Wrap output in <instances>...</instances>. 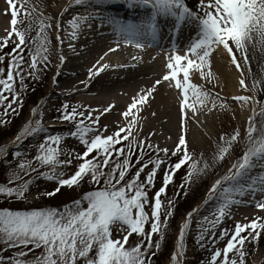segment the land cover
Returning a JSON list of instances; mask_svg holds the SVG:
<instances>
[{"label":"snow or ice","instance_id":"obj_1","mask_svg":"<svg viewBox=\"0 0 264 264\" xmlns=\"http://www.w3.org/2000/svg\"><path fill=\"white\" fill-rule=\"evenodd\" d=\"M7 3L5 14L11 16V27L5 37L0 38V52H3L0 54V64L7 60V69L0 67V106H3L5 116L9 111H18V107L14 105L23 106L21 96L27 87L25 77L39 81L42 72L39 65L47 67V53L52 42L47 30L52 29L59 45L64 44L61 33L67 31L62 28L61 20H56L54 25L41 20L36 38L30 41L27 37L31 23L28 28L21 30L18 19L21 14L31 19V13L27 10L19 12L16 0H7ZM118 4L132 11H148L135 20L104 15L101 11ZM81 7L86 11L78 12ZM70 10L74 14L67 20L71 29L68 40H78L85 30L94 31V22L99 23L100 29L110 27L118 37L116 46H110L97 64L109 53L117 52L121 42L142 50L145 47L142 42L144 37L155 40L165 29L169 35L179 36L182 26L195 25L196 38L188 44L183 55L179 54L173 44L167 57L166 71L150 86L132 96L131 103L120 112L124 126L116 124L115 130L110 131L108 125L100 123L102 117L115 110L114 104H108L102 111L82 105L70 106L68 103L60 106L57 119L74 125L70 137L77 139L83 146L82 154L76 153L74 149L64 153L60 145L65 138L59 134H47L49 129L40 119L28 122L24 131L15 137L14 143L18 147L29 137L45 133L34 159L39 165L49 167L51 174L38 173L31 160L21 159L19 172H14L13 179L8 183L12 184L13 180L23 183L18 186H0V194L4 198L10 202L13 197L18 201L26 198L30 181H24V176L29 175V172L56 182L54 188L40 193L47 197L60 194L64 187H79L82 182L96 187L84 193L82 199L71 201L62 209L0 208V242L4 245L0 248V264H153V258L161 248L160 241L165 238L161 216L165 217L163 225L166 226L168 218L173 216L172 209L176 206V201L168 199L165 207L162 197L166 196L169 186L174 183L176 174L192 159L185 127L197 113H211L217 107L212 93L193 83V76L198 75L208 82L218 81L219 76L213 71V57H227L229 63L241 73L240 87L253 93L233 99L242 106L260 103L255 93L262 90L264 78L253 77L252 87L249 88L243 73L247 68L252 76L250 50L253 54L258 52L264 57V0H194L192 5L188 0H70L60 14L61 18ZM10 45L11 50L4 51ZM69 47L76 52L73 44L70 43ZM26 50L30 62L26 60ZM65 59L63 55L59 56L61 65ZM103 67L106 68L107 65ZM102 70L103 68L96 71L89 69V80L98 76ZM56 75L59 76V71ZM54 82H57L56 78ZM17 83L19 89L16 87ZM165 84L169 89L178 91L182 129L175 148L170 153L169 149L153 147L146 140L138 143L134 132L140 123V113L151 108L156 94ZM190 98H193L192 104H189ZM197 102L201 107H196ZM209 103L211 107H208ZM219 107L224 109L226 105L220 104ZM96 112L99 114L94 115ZM31 115L35 117L40 113L34 108ZM151 115L155 116L156 113L152 112ZM257 116L260 117L259 121ZM3 123L6 121L0 118V124ZM240 139L239 130L227 138L221 136L223 146L214 156L213 164L216 160L224 161L233 144ZM244 149L227 173L215 180L204 201L205 204L215 201L211 218L204 216L203 221L197 225V245L202 249L206 248V238L210 237L213 246L207 264H246L248 251L245 245H257L264 232V217H257L247 223L237 221L232 229L220 228L217 234V229L225 218L231 217L232 206L242 203L236 197L251 193L255 198L257 192L264 194V174L252 175L256 169L264 173V104H260L259 111L253 107V115L247 122ZM23 155L19 150L14 153L17 158ZM61 155H67L69 159L61 161ZM73 158L80 162L73 174L63 178L64 173L57 172L56 166L71 165ZM171 158H175V162L169 163ZM162 167V186L155 190L150 199L149 192L156 188V179ZM209 167L208 163L204 164L203 169L191 165L179 187L186 188L193 182L194 176L198 178ZM149 205L151 216L146 211ZM255 208L264 211V199L256 201ZM198 213V208L187 213V220L180 228L179 239L170 255L169 264H185L186 230L193 215ZM149 222L150 231H146ZM134 234L138 237V242L132 246L129 245V239ZM154 234L159 235V240L155 243ZM217 240L223 242L222 248L216 247ZM15 249L21 250L14 255H3L4 252ZM37 249L42 250L39 255L30 260L25 259Z\"/></svg>","mask_w":264,"mask_h":264},{"label":"bare ground","instance_id":"obj_2","mask_svg":"<svg viewBox=\"0 0 264 264\" xmlns=\"http://www.w3.org/2000/svg\"><path fill=\"white\" fill-rule=\"evenodd\" d=\"M69 2L70 0H16L19 12L23 13L27 10L31 13V19L26 18L23 14L20 15L18 27L21 30L28 28L32 21L39 25L41 20L53 25L56 20H61L62 28L67 29V31L61 33V38L64 40L63 45L56 43L52 29L47 30L53 33V42L49 45L48 67L41 68L40 86L41 84L44 85L46 90L44 97L47 98L43 101L44 104L41 105V123L44 122L43 125L47 128H54L51 125L60 126L49 122L53 102L56 99H60L63 101L62 103H68L70 106L82 105L85 108H95L100 111L108 104H114L116 106L115 110L110 114H106L100 121L102 125H108L110 131H114V125L124 126L120 112L125 110L127 105L131 103L132 96L136 95L142 88L150 86L155 79L166 71L167 57L172 51L169 42L166 44V41H169L165 33L167 29L158 35L154 42L155 45L152 44L148 48L147 41L142 40L145 47L141 50L134 45L121 42L117 52L109 53L104 60L97 64V61L100 60L104 52L108 51L110 46H116L115 41L118 37L112 33L110 27L106 26L100 29L99 23L94 22V31L85 30L78 40H68L67 36L70 34L71 29L67 25V20L74 13L70 10L63 18L60 14ZM188 2L190 5L194 4V0H188ZM110 7L103 9L104 12L102 13L133 20L138 19L141 15H146L148 11L141 12L139 9L132 11L122 4ZM6 9H8L7 0H0V38L5 37L6 32L11 27V16L5 14ZM93 10L88 9V11ZM77 11L83 13L86 10L81 7ZM49 17L52 19L49 20ZM20 21H23V23H20ZM195 38V25L182 26L181 34L176 43L179 54H185L188 44ZM70 43L76 47V52H73L69 47ZM153 47L154 49H152ZM9 48H11V45ZM60 55L66 58L62 65L59 60ZM134 57L137 59H133ZM263 58L258 52L255 54L249 52L251 69L260 68V65L263 64ZM104 65H107V67H103ZM99 68H103L99 75L89 80V69L96 71ZM57 71H59L58 77L56 75ZM213 71L219 76L218 81L208 82L198 75L192 78L193 83L199 84L206 91L211 92L217 102V107L211 113L206 111L197 113L185 127L192 158L195 157V154L205 158L209 156L214 149L213 144L220 142L218 136L231 132V128L242 130L244 128L242 121L246 115H250L249 107L253 106L251 103L242 106L240 102L233 99L237 96H248L249 91L240 87L241 73L229 63L227 57L214 56ZM245 71H247V68H245ZM245 71L243 78L248 81L250 75L248 71ZM54 78L57 82H54ZM178 99L177 90L169 89L167 84L160 88L151 108L140 113V123L134 129L136 140H146L155 147L174 150L178 136L182 131ZM227 102H234L232 103L234 105H226ZM192 103L193 99L190 98L189 104ZM220 104H224L226 107L221 109ZM196 107L199 108L201 105L197 102ZM208 107H211V103L208 104ZM152 112H155L156 115H151ZM98 114L99 112L94 113V115ZM189 115H191L190 109ZM258 174L264 173L259 169L254 170L252 173L253 176ZM223 176L221 174V178ZM236 198L242 200V203L233 205L231 217L225 218V222H228L232 228L237 221L247 223L253 218L264 215V211L255 208V202L264 199V194L257 192L255 198H253L252 194L248 193L244 197ZM205 200L200 202L199 213L196 214L197 216L193 215L190 224L195 221V216L199 217L213 212L215 201L205 204ZM262 238L264 240V235ZM260 243L258 242V244ZM186 254H189L188 250ZM253 254V258L248 264H264V245ZM191 263L192 259H186L185 264Z\"/></svg>","mask_w":264,"mask_h":264},{"label":"rangeland","instance_id":"obj_3","mask_svg":"<svg viewBox=\"0 0 264 264\" xmlns=\"http://www.w3.org/2000/svg\"><path fill=\"white\" fill-rule=\"evenodd\" d=\"M101 11L104 12L103 9ZM38 31H39V25L36 22L32 21L31 29L28 32L27 38L30 41L33 38H36ZM48 34L53 42V37H52L53 33L50 31L48 32ZM10 50L11 48H8L5 49L4 51H10ZM250 52L252 51L250 50ZM49 53L50 52H48L47 55H49ZM0 54H3V52H0ZM25 55H26V60L30 62V59L27 57V50ZM0 67H4L6 70L7 60H5L4 63L0 64ZM39 67L44 68L45 66L39 65ZM5 76H6V71H5ZM253 77L257 79L264 78V60H263V64L260 65V68L258 69L256 68L252 70V76L248 77V81L247 80L245 81L249 88L252 87ZM29 81H33V84L31 85ZM40 82H41L40 80L36 81L31 78H28L27 76L25 77V84L27 87L26 90L23 91L21 96V103L23 106L19 107L17 105H14V107H18V111L16 113L9 111L8 114L5 116L4 108L3 106H0V118L6 121V123L0 124V186H5V187L18 186L21 183H23V181H18V180H13L12 184L8 183L9 180L13 179V173L19 172L18 165L21 159L31 160L32 166L38 169V173L51 174V169L49 167L39 165V162L35 161L34 159V157L38 154L37 148L39 143L43 142L44 140V137L46 135L45 133H41L39 135H34L32 137H29L18 147L14 143L15 137L17 135H20L24 131V127L28 124L30 120H35V119L41 120V116H42L41 105L44 104L43 101L46 100L47 98L44 97V95L46 94L44 85L41 84L40 86ZM16 87L17 89H19L18 83ZM38 92L41 95L38 96ZM250 95H253V93L248 92V96ZM255 95L260 103L249 107L250 115L245 116L246 120L244 119L242 121L244 128L242 130H239L241 132V139L233 144V147L229 150V154L225 157V160L224 161L216 160L215 163L213 164L214 156L218 154V149L223 146V141L220 140V137L224 136L225 138H227L230 135L234 134V132L236 131V129L234 128L230 129L231 132H227L223 135L218 136L220 142L218 141L213 144L214 149L212 150V153L209 156L205 158L195 154L194 155L195 157H193L190 161H188L186 166L182 168L179 173L176 174L174 183L169 186L166 196L162 197L165 207L167 205L168 199H172L176 201V206L174 209H172L173 216L168 218L166 226L163 225V221L165 220V217L163 215L161 216L162 229L164 231L165 238L163 241H160L161 248L158 250L157 256L153 258V264H169L170 255L172 254L175 244L178 242L179 239L180 228L187 220V213L194 208L199 209L200 202H202V200L207 199V192L209 188L212 186V184L215 182V180L220 179L221 174L225 175V172L228 171L227 168L229 167V165L234 163L235 160L240 155H242L243 151L245 150L244 138L246 134L247 122L249 118L253 115V107H255L257 111H259L260 104H264V86H262V90L255 93ZM36 99L39 100L38 102L35 103L36 104L35 105L34 101ZM62 102L63 101L60 99H56V101L53 102V107L49 116V122H51L52 119H57V117L60 115L58 109L63 104ZM232 103L227 102L226 105L232 106L234 105ZM34 108L37 109L40 115L35 117L31 115V111ZM259 120L260 117L257 116V121ZM60 123L69 124L68 122H62V121H60ZM42 124H44V122H42ZM72 130H74V125L69 124L67 126L64 125L57 128H49L47 134H59L65 138L62 140L60 145V148L63 150L64 153H67L70 150L74 149L76 153L82 154L84 150L83 146L79 143L77 139L70 137V132ZM137 142L139 143L140 141ZM17 150H19L24 155L20 158L15 157L14 153ZM170 152L171 150H169V153ZM160 155L163 156V153H160ZM3 157L5 158L2 160ZM59 159L63 161L69 159V157L67 155H61ZM79 162L80 161H77L73 158V163L71 165L68 166L57 165L56 166L57 172H63L64 173L63 178H68L71 174L74 173ZM173 162H175V158H171L169 160V163H173ZM205 163H208L210 167L208 169H204V171L200 173L198 178L194 176L193 182L187 185L186 188L181 189L179 186L181 183H183L185 173L190 170V166L195 165L197 168L203 169ZM132 171L134 173L135 168H133ZM38 173L29 172V175L24 176V181H30L29 191L25 193L26 198L24 200L18 201L16 200L15 197H13L10 202L7 198H4L2 194H0V208H10L14 210L62 209L65 205H69L71 201H74L76 199H82L84 193H86L87 191L94 190V188L96 187L95 185H92L90 183L82 182L79 187H74L71 189L64 187L61 189L60 194H57L54 197H47L44 195H40V193L54 188L56 186V182L48 181L46 178L42 176H38ZM162 173H163V167L161 171L158 173L156 179V188L150 190L149 192L150 199L154 195L155 190H157L160 186H162ZM20 175L23 176V173H20ZM177 193H179V195H177ZM84 206L86 207V204ZM150 207H151L150 205L146 207V211L149 212V216H151ZM196 216L194 218L195 221L192 222V224H190L189 228L186 230L185 247H186V251L188 250L189 252L188 255L186 254V259H190V260L192 259L191 264H207L213 246L210 237L206 238L207 239L206 248L202 249L197 245L196 243L197 225L198 223L203 221L204 216H209L211 218V212L203 214L202 216L199 217ZM260 217H264V215H261ZM220 228L232 229L230 224L225 221L217 229V234L219 233ZM146 231H150V222L148 225H146ZM263 235L264 232L261 233V237L259 239V242H261L260 244L245 245V248L248 251L246 264H248V262L253 258L254 255L253 253L255 251H258L264 245V240L262 238ZM158 240H159V235L154 234L153 242L155 243ZM136 242H138V237H136L134 234L129 239V245L134 246ZM129 245H126V247ZM3 247H4L3 243L0 242V248ZM216 247L222 248L223 242L217 240ZM19 250L21 249L9 250L8 252H4L3 255L5 256L14 255V253ZM41 251H42L41 249H37L35 250L34 253H30L28 257H25V259L30 260L35 255H39Z\"/></svg>","mask_w":264,"mask_h":264},{"label":"trees","instance_id":"obj_4","mask_svg":"<svg viewBox=\"0 0 264 264\" xmlns=\"http://www.w3.org/2000/svg\"><path fill=\"white\" fill-rule=\"evenodd\" d=\"M31 83V85L33 84V81H29Z\"/></svg>","mask_w":264,"mask_h":264}]
</instances>
